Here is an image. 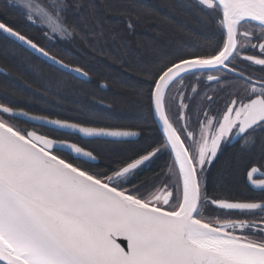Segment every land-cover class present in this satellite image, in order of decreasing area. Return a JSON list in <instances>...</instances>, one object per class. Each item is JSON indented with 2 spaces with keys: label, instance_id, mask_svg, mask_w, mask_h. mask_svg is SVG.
<instances>
[{
  "label": "snow or ice",
  "instance_id": "6c2138e0",
  "mask_svg": "<svg viewBox=\"0 0 264 264\" xmlns=\"http://www.w3.org/2000/svg\"><path fill=\"white\" fill-rule=\"evenodd\" d=\"M80 7L81 0H5L0 40L87 79L63 49L49 50L78 34L67 13ZM108 7L139 9L134 0ZM172 7L197 28L181 26L178 40L136 69L142 114L135 125L103 123L108 116L95 104L53 117L0 102V264H264V168L247 171L258 202L227 193L223 169L211 175L232 140L258 146L264 159V0ZM31 25L53 43L28 35ZM0 89L24 95L6 83ZM202 89L229 94L222 112L194 104ZM49 96L54 107L64 101L48 87L39 99ZM161 156L163 167L153 169Z\"/></svg>",
  "mask_w": 264,
  "mask_h": 264
},
{
  "label": "trees",
  "instance_id": "16d2710c",
  "mask_svg": "<svg viewBox=\"0 0 264 264\" xmlns=\"http://www.w3.org/2000/svg\"><path fill=\"white\" fill-rule=\"evenodd\" d=\"M121 0H81L79 10L67 13L69 25H76L75 38L66 36L63 41L49 47L53 42L42 39L43 30L35 25L26 26L25 32L50 51L63 49L66 62L81 66L88 73L87 79H77L56 71L50 62L30 55V50H11V46L0 40V82L23 90V97L12 96L0 89V102H11L37 114L50 116H75L81 104H95L96 110L108 116L107 123L117 127L135 125L142 109L137 103L136 93L140 87L139 73L142 61L151 57L158 49L176 41L183 30H195V19L172 7L176 0H134L139 5L135 14H121L109 9L108 5ZM131 2V0H123ZM5 0H0L3 5ZM15 16V13H11ZM20 17L16 16L19 22ZM129 21L134 25L129 28ZM6 74V75H5ZM63 80L60 89L52 87L51 81ZM104 83L106 88L100 87ZM59 91L64 98L60 107H54L53 97L48 103L39 99L43 88ZM259 154L243 155L242 152L228 153L227 158L214 165L211 175L223 169L226 174L227 193L240 198L258 200L261 192L251 190L245 183V168ZM166 156H161L152 165L163 167ZM223 194V193H221Z\"/></svg>",
  "mask_w": 264,
  "mask_h": 264
},
{
  "label": "flooded vegetation",
  "instance_id": "af4514ba",
  "mask_svg": "<svg viewBox=\"0 0 264 264\" xmlns=\"http://www.w3.org/2000/svg\"><path fill=\"white\" fill-rule=\"evenodd\" d=\"M205 93L207 95L213 96V100L211 101V103H209L206 99ZM230 101V96L227 92H219L218 90L216 92H213L212 90L209 89H202L201 91V95L197 97L196 101H194V104H203V106L207 109L210 108L211 109V113L210 114H215L218 111L222 112L224 110L225 104L227 102ZM242 141H238V140H232L231 142L227 143L224 145L222 152L220 153L219 159L215 162L214 165L218 164L220 161L224 160L227 158L228 153L237 151V152H242L244 157L245 155H249L251 153H257L259 154L257 159H255V161H253L252 163H250L246 168H245V172H244V179H245V183L246 185L251 189V186L247 183V171L250 170L251 167L253 166H257V167H262L264 168V159L260 158V151H259V147L257 146L255 149H243L241 147ZM214 165L212 166V168L214 167ZM262 177H264V173H262ZM258 192L259 190H253ZM260 192V191H259ZM258 202V200H257Z\"/></svg>",
  "mask_w": 264,
  "mask_h": 264
},
{
  "label": "water",
  "instance_id": "95a60500",
  "mask_svg": "<svg viewBox=\"0 0 264 264\" xmlns=\"http://www.w3.org/2000/svg\"><path fill=\"white\" fill-rule=\"evenodd\" d=\"M30 50V49H29ZM31 51V50H30ZM42 59H44L43 57H41ZM83 79V78H82ZM100 87H102V88H106V85L104 84V83H101L100 84Z\"/></svg>",
  "mask_w": 264,
  "mask_h": 264
}]
</instances>
